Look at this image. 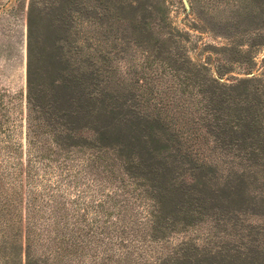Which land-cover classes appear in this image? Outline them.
<instances>
[{"label":"trees","instance_id":"trees-1","mask_svg":"<svg viewBox=\"0 0 264 264\" xmlns=\"http://www.w3.org/2000/svg\"><path fill=\"white\" fill-rule=\"evenodd\" d=\"M79 1L84 0H58L49 13L46 6L42 13L43 0H30L24 142L15 143L14 133L0 124V138L5 139L3 143L0 139V260L39 264L32 257L36 251L47 252L53 259L58 255L82 257L93 248L95 239L100 246L102 234L108 232L106 222L102 226L99 221L89 223L87 215L89 210L98 217L106 214V202L84 206L80 213L75 198L71 204L60 200L70 191L77 192L80 201L85 198L82 194L103 191L101 181L94 178L85 193L78 189L98 160L81 150L115 151L118 160L124 161L123 176L138 186L123 187V192L131 188L138 190V198L144 193L151 198L147 205L150 238L162 237L176 226H194L205 217L233 221L237 227L243 209L264 217V207L256 201L264 193L257 187L261 169H256L264 170V101L251 94L253 80L220 88L210 78L204 83L207 89H201L199 83L195 85L194 74L193 78L181 77V65L167 63L162 77L176 76L181 92L172 87L171 91L158 89V93L154 86L145 91L140 85L144 71L135 73L130 83L134 89L128 90L119 64L114 68L112 64L125 52L123 43L142 48L153 42L145 15H138L145 4L95 0L97 7L89 13ZM80 14L96 47L91 39L86 46L77 44L74 33ZM126 23L127 29L119 27ZM151 57H145V65H151ZM235 95L238 100L243 96V101L252 98V102L242 108L239 103L243 101H231ZM201 132L213 145L212 151L220 150L226 156L233 152L241 167L229 164L225 168L216 157L209 163L195 157L198 150L191 138L199 139ZM84 133L91 137L84 138ZM190 159L195 166L186 169ZM141 184H148L146 190H139ZM257 189L259 193H254ZM240 226L239 234L246 231L250 240L257 238L249 226ZM254 241L247 248L241 244L243 249L225 245L230 251L208 264H264V252Z\"/></svg>","mask_w":264,"mask_h":264},{"label":"rangeland","instance_id":"rangeland-1","mask_svg":"<svg viewBox=\"0 0 264 264\" xmlns=\"http://www.w3.org/2000/svg\"><path fill=\"white\" fill-rule=\"evenodd\" d=\"M56 1L58 0H43L40 7L42 13H45V6L48 9L46 12L49 13L51 5ZM140 2L145 4V7L138 15H145L148 29L153 33V42L143 45L142 48L123 43L122 48L125 52L117 55V62L112 64L113 68L119 64L120 74L126 80L124 84H127L128 90L134 89L130 83L136 77L135 73L144 71L146 76L140 85L145 91L154 86V92L158 93H160L158 89L168 91L172 87L178 93L181 92L182 88H176V79L174 80L176 76L162 77L161 72L169 63L181 65V77L193 78L194 74V80H197L195 85L199 83L201 89H207L204 83L210 78L215 80L220 88L253 80L250 81L251 94H258L257 99L264 101V0H140ZM79 3L83 4V9L88 7L89 13L97 7L95 0H84ZM29 5L30 0H0V124L14 133L15 143L24 142ZM126 15H129V12ZM46 24L48 23L45 20L42 24L43 34L46 33ZM87 26L80 14L74 33L79 46H86L92 37ZM128 26L126 23L119 27L127 29ZM143 35L147 36L145 33ZM91 41L93 47H96V41L92 39ZM141 53L147 57L152 55L149 58L151 65H145L146 56L142 57ZM202 84L205 86L202 87ZM238 91L241 92L239 89ZM198 92L199 88H196V93ZM243 99L241 96V100H238L235 95L231 101L239 103ZM251 102L252 98H247L243 103H239V106L245 108ZM253 103L257 104V101ZM198 115L199 113H193L195 118L199 117ZM82 136L89 139L91 134L84 133ZM199 136V139H195L194 136L191 138L195 143L194 148L198 150L193 153L195 157L202 158L208 163L213 161L212 157H216L224 162L225 168L229 164L241 167L239 166L241 162L233 159V152L227 155L228 158L221 155L220 150L212 151L213 145L204 137L203 132ZM2 140L3 143L5 139ZM82 153L85 156L89 154L92 158L98 156V160L89 171L92 175H85L78 189L85 193V190L87 191L85 186L94 178L101 181L103 191L80 194L81 197H85L81 201L78 196L76 197L77 192L70 191L66 193V198L60 200L71 204L75 198L80 213L84 206L90 208L100 202H106V214H99L98 217L93 210H89L87 219L89 223L99 221L100 226L105 221L104 226L108 232L102 234L100 246H96L95 239L93 248L84 251L82 257L58 255L53 259L47 252L36 251L32 257L38 260L39 264H187L190 260L194 262L193 264L198 262L208 264L210 259L219 261L220 254L230 251V247L223 248L225 245L234 244L243 249L241 244L247 248L254 244V240H257L259 245L258 250L264 252V217L252 216L249 212H244L245 209L238 214L237 227H234L233 221L223 222L205 217L195 222L194 226L188 228L176 226L167 230L162 237L150 238L147 205L151 203V198L145 193L143 197L138 198V190L132 191L131 188L123 192V187L138 186L137 181H128L123 176L124 161L118 160L117 153L110 150L99 153L81 150ZM194 162L190 159L185 168H193ZM218 164L223 166L222 162ZM256 169H261L257 187L264 189V170L259 166H256ZM195 171L197 174L200 173V169ZM122 180L126 184H122ZM187 181H190L189 178ZM147 187L148 184H141L139 190L144 191ZM97 188L98 186L92 187L91 190ZM259 191L257 189L254 193ZM106 195L112 199H108ZM259 196L260 199L257 198L256 201L264 207V193ZM239 224L249 226L252 234H257V238L250 240L246 231L239 234L238 231L243 230ZM236 255L237 253L234 254ZM0 264L4 263L0 260Z\"/></svg>","mask_w":264,"mask_h":264},{"label":"water","instance_id":"water-1","mask_svg":"<svg viewBox=\"0 0 264 264\" xmlns=\"http://www.w3.org/2000/svg\"><path fill=\"white\" fill-rule=\"evenodd\" d=\"M185 1V0H184ZM186 6H187V4H186Z\"/></svg>","mask_w":264,"mask_h":264}]
</instances>
